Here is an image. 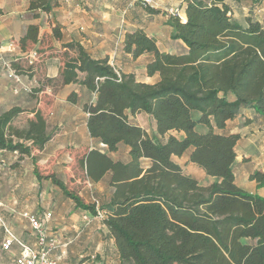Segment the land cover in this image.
I'll return each mask as SVG.
<instances>
[{"label": "trees", "instance_id": "16d2710c", "mask_svg": "<svg viewBox=\"0 0 264 264\" xmlns=\"http://www.w3.org/2000/svg\"><path fill=\"white\" fill-rule=\"evenodd\" d=\"M183 3L185 21L168 17L171 37L185 44L184 53L160 51L142 29L124 35L122 49L132 59L152 55L145 73L158 75L154 84L117 73L107 59L90 58L76 43L63 46L62 82L95 92L94 101L85 106L89 135L109 152L127 147L130 160L123 164L98 150L87 153V177L97 181L109 175L115 188L97 210L54 182L78 207L102 215L118 264H264V197L236 186L233 164L239 135L217 132L242 109L264 116V18L246 17L241 24L232 18L228 0ZM51 6L52 0H29L28 11ZM37 33V27H28L20 44L35 42ZM140 113L154 121L153 134L129 121ZM34 125L24 135L31 146L13 143L20 134L11 117L1 114L0 148L19 154L41 148L49 135L39 113ZM184 154L214 181L202 184L184 175L173 160ZM143 159L150 161L146 169ZM252 177L261 181L264 174Z\"/></svg>", "mask_w": 264, "mask_h": 264}, {"label": "crops", "instance_id": "0c3cea01", "mask_svg": "<svg viewBox=\"0 0 264 264\" xmlns=\"http://www.w3.org/2000/svg\"><path fill=\"white\" fill-rule=\"evenodd\" d=\"M29 0H0V115L8 114L11 125L20 137L13 143L31 146L24 135L34 130L35 114L46 124L49 140L30 154L2 150L0 155V264H13L22 248L14 242L8 250L2 244L12 235L25 246L37 247L36 232L29 217L37 219L54 246L48 259L57 264H118L114 240L103 222L92 211L78 207L54 182L79 196L96 210L111 198L115 188L109 175L90 180L85 173V158L98 150L113 161L129 162L128 148L119 145L109 152L93 139L87 129L85 106L95 99V92L77 83L64 84L60 72L64 63L63 46L76 43L94 60L107 59L117 73L133 74L138 82L154 84L158 75L148 77L146 64L151 54L132 59L122 49L124 35L142 29L153 38L160 51L181 54L186 46L172 39L167 9H179L185 21L183 0H163L158 9L144 7L133 0H52L47 10L28 11ZM35 26V42L20 41L28 27ZM36 51L38 56L36 57ZM33 65H30V63ZM14 66L19 70L17 73ZM11 70L16 77H11ZM74 94V101L69 100ZM140 120H147L144 126ZM129 121L149 134L155 132L154 121L145 113L129 116ZM200 131H204L199 127ZM222 134H237L234 147L233 173L236 186L264 197V116L251 108L226 122ZM182 138V133L169 132ZM184 175L214 181L197 165L189 162L188 154L173 157ZM150 165L142 160L146 169ZM49 176V179L39 177ZM51 216L46 218V214Z\"/></svg>", "mask_w": 264, "mask_h": 264}, {"label": "built area", "instance_id": "2783aa9c", "mask_svg": "<svg viewBox=\"0 0 264 264\" xmlns=\"http://www.w3.org/2000/svg\"><path fill=\"white\" fill-rule=\"evenodd\" d=\"M79 2L80 0H76ZM134 2H138L144 6H147L151 9H158L161 6V3L163 0H133ZM168 15L171 16H178L181 19L180 16V10L175 8H169L166 10ZM16 77L15 71L11 70V77ZM2 149L0 148V155H1ZM51 216L50 213L46 214V218H49ZM98 218H102V215L98 213ZM29 222L31 225V228L36 232L37 236V247L40 248V250H36L32 247L25 246L22 243L18 242L12 235L8 233L7 239L2 244L3 250H8L10 246L16 242L21 248L22 252L21 255L15 260L13 264H57L55 261L48 259V253L51 251V249L54 246L53 240H47L46 233L42 229L39 221L33 217H29ZM0 223H2V220L0 218Z\"/></svg>", "mask_w": 264, "mask_h": 264}, {"label": "rangeland", "instance_id": "374dc122", "mask_svg": "<svg viewBox=\"0 0 264 264\" xmlns=\"http://www.w3.org/2000/svg\"><path fill=\"white\" fill-rule=\"evenodd\" d=\"M232 4L231 16L237 22L243 24L246 17L257 19L262 22L264 18V0L259 3H250V0H228ZM140 122L147 126V120H140ZM200 183L207 184V180L200 179Z\"/></svg>", "mask_w": 264, "mask_h": 264}]
</instances>
